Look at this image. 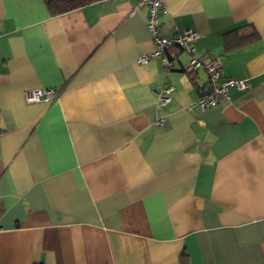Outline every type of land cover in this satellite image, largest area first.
I'll return each mask as SVG.
<instances>
[{
  "label": "crops",
  "instance_id": "crops-1",
  "mask_svg": "<svg viewBox=\"0 0 264 264\" xmlns=\"http://www.w3.org/2000/svg\"><path fill=\"white\" fill-rule=\"evenodd\" d=\"M137 1L0 0V264H264V0H162L163 36L200 35L168 69L138 62ZM245 25L259 38L223 53ZM191 56L246 87L184 109L209 83Z\"/></svg>",
  "mask_w": 264,
  "mask_h": 264
},
{
  "label": "built area",
  "instance_id": "built-area-1",
  "mask_svg": "<svg viewBox=\"0 0 264 264\" xmlns=\"http://www.w3.org/2000/svg\"><path fill=\"white\" fill-rule=\"evenodd\" d=\"M145 6L148 10L146 27L151 34L154 44L153 51L149 54L141 55L138 62L145 63L150 57H159L165 68H170L171 61L167 56V50L176 46L181 50L191 53L193 50L192 43L199 38V33L193 29H185L181 32L177 31L171 37L163 36L158 29L157 19L159 14L164 10L162 0H138L135 8ZM198 68L205 69L209 83L204 93L199 95L194 101L185 106L186 110H205L219 104L221 100L228 98V90L231 87L244 89L247 85L246 80H237L229 77H223L220 72L219 65L214 62H203L199 58L191 56L187 69L190 71ZM173 91L172 85H165L157 94V104L160 106L170 102V94ZM27 99L30 101L49 100L57 96L56 90L52 88H32L26 92ZM165 121L164 117L158 118L156 123L162 125Z\"/></svg>",
  "mask_w": 264,
  "mask_h": 264
},
{
  "label": "trees",
  "instance_id": "trees-1",
  "mask_svg": "<svg viewBox=\"0 0 264 264\" xmlns=\"http://www.w3.org/2000/svg\"><path fill=\"white\" fill-rule=\"evenodd\" d=\"M95 1L98 0H43L51 16H57L66 13ZM247 26L248 25H245L222 34L223 53L230 52L259 38L258 33L252 27H249L247 31H239V29ZM178 49L181 50L179 47ZM179 262L180 264H188L186 254L183 252L180 255Z\"/></svg>",
  "mask_w": 264,
  "mask_h": 264
}]
</instances>
